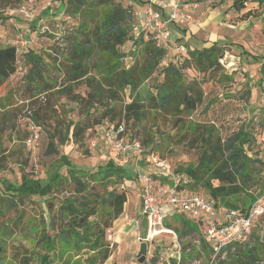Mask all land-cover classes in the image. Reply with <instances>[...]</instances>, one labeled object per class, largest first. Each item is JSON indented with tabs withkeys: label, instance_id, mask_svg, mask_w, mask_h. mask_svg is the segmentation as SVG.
I'll use <instances>...</instances> for the list:
<instances>
[{
	"label": "rangeland",
	"instance_id": "obj_1",
	"mask_svg": "<svg viewBox=\"0 0 264 264\" xmlns=\"http://www.w3.org/2000/svg\"><path fill=\"white\" fill-rule=\"evenodd\" d=\"M233 2L234 0H181L183 6H188L195 21L193 26L185 27L192 31L188 39H178L175 42L186 47L188 45L192 50L203 49L217 42L224 51L219 71L220 74L231 77L230 81L219 83L220 75H208L202 83V76L198 72L194 69L186 70L187 82L199 81L208 98L206 103L215 102V109L204 114V107H200L196 113L175 116L162 114L148 107L140 122L134 123L131 120L125 124V137L141 143V155L123 157L106 145L102 138V125L92 127L78 141L72 136L73 126H70L85 119L83 106L76 99L79 96L85 97L87 88L82 83H65L64 74L52 71L50 67H47L44 79L49 91L39 90L43 86L25 80L30 65L27 52L44 57L48 64L52 63L49 61L56 57L55 49L62 50L58 44L65 47V35L77 24L75 19L58 12L61 0H0V46H16L18 54L17 73L0 85V247L3 250L0 264H38V255H43L39 237L43 217L46 222L49 221L47 206L39 199L19 200L7 196L2 183L20 184L23 174L44 180L51 168L60 165L63 156L72 164L87 167L92 172L115 158L128 175L136 177L127 182L132 188L125 189L128 192V208L136 201L139 202V199L141 202L140 184L137 180L139 174L158 175L155 159L166 162L171 172L190 180L186 186L189 191L205 194L200 187H193L194 180L184 171L198 164L203 151L202 145L198 143L200 135L189 128L192 123L206 126L212 124L217 130L214 132V140L225 138L242 124L250 126L249 132L256 139L251 145L250 156L254 155L255 159L264 161V79L260 83L262 77L259 65V58L264 56V1L246 0L242 10H236ZM23 5L32 8L33 21L26 20L18 13ZM124 5L131 6L137 17L133 39L122 48L126 55L123 64L127 67L139 58V46L135 45L134 40L141 33L153 35L142 24L145 22L147 5H139L133 0L124 1ZM48 8L53 13L45 15ZM168 58L180 64L186 60L182 55L175 56V51ZM154 78L141 87V95L147 91L153 92L151 87ZM131 99L127 90L122 100L116 104L119 115L117 120L121 118L124 106ZM103 112L104 108H100L93 115L99 117ZM69 127V140L61 145ZM259 169L264 171L263 167L259 166ZM61 173L67 175L68 168H61ZM256 183L255 186L249 185L246 195L241 197L252 194L256 195V199L261 198L264 194L257 195L263 191L260 187L264 185V173H258ZM218 184L217 181L214 182V185ZM63 195L68 196L70 193L65 192ZM219 209L226 210L225 212L229 210L222 205ZM135 217L141 228L139 235L143 236L144 241L130 236L125 244H120V248L115 244L113 254L105 264H139L140 245L145 241L149 247L144 264H173L172 261L182 264L180 259L184 245L188 248L186 255L190 256L184 264H209L211 256L208 251L203 250L201 236L196 234L186 238L180 235L182 220L195 225L194 221L176 214L165 221V228L176 233V236L163 233L152 237L148 222L144 218H138L137 213ZM114 224L107 232L112 244V235L117 231H112ZM263 241L264 218L254 225L251 246H243L254 247L260 243L263 250L261 263H264ZM178 243L180 246L177 247Z\"/></svg>",
	"mask_w": 264,
	"mask_h": 264
},
{
	"label": "trees",
	"instance_id": "obj_2",
	"mask_svg": "<svg viewBox=\"0 0 264 264\" xmlns=\"http://www.w3.org/2000/svg\"><path fill=\"white\" fill-rule=\"evenodd\" d=\"M62 1L65 7L61 14L75 19L77 24L65 35V47L58 44L63 51L57 48L54 51L56 57L50 56L49 62L52 63L48 64L44 57L27 52L30 65L25 80L43 86L39 90L49 91L44 79L47 67H50L52 71L64 74L65 83H82L87 88L85 97L76 98L83 106L85 119L70 126H73L72 136L76 141L82 139L81 136L94 126L104 127L106 123L117 124L123 121L126 124V121L131 120L138 123L148 107L175 116L196 113L200 107H204V114L215 109V102L206 103L208 98L199 81L187 82L186 70L194 69L198 72L202 76V83L208 75H220L219 83L230 81L231 77L219 71L224 55L220 44L214 42L209 47L193 50L187 45L186 53L182 54L174 49L166 50L158 45L154 36L141 33L134 40L135 45L139 46V58L131 66L125 67L123 59H126V55L122 48L133 39L137 18L132 7L124 5L127 0ZM245 1L234 0L233 7L242 10ZM133 2L148 4L147 0ZM163 17L166 15L163 14ZM171 25L182 28L187 37L192 33L188 28ZM173 51L175 56L185 57L184 63L169 60ZM17 55L16 46H0V85L17 73ZM259 65L261 83L264 79V56L259 58ZM153 77V92L147 91L141 95V87ZM127 90L132 99L124 106L121 118L117 120L119 115L116 104ZM100 108H104V112L99 117L94 116L93 113ZM207 125L210 127L206 124H190L189 128L200 135L198 143L202 145L203 151L198 164L184 171L194 180L193 187L198 186L204 190L217 207L222 205L245 212L258 198L252 194L245 198L241 196L246 195L249 185L257 184L258 173H264L259 169V166L264 169V161L255 159L254 155L250 156L251 145L256 139L249 132L250 126L242 124L225 138L214 140V132L217 130L212 124ZM70 127L61 145L69 140ZM63 167L68 168L67 175L61 173ZM135 178L128 175L115 158L92 172L87 167L72 164L63 156L60 165L51 168L44 180L23 174L20 184L8 182L2 183V186L7 196L19 200L37 198L47 206L49 221L46 222L43 217V228L39 234L43 255H38V264H105L115 247L108 240L107 232L123 215L128 201V192L121 189V186L124 184L132 188L127 182ZM162 181L166 183L168 179ZM215 181L219 184L214 185ZM260 188L263 191L257 196L264 194V185ZM65 192L70 195H63ZM182 224L181 237L200 235L202 248L209 254L211 251L203 239L201 226L185 220H182ZM243 246L236 245L225 259L218 257L214 264H260L262 245ZM183 249L180 259L182 264L190 257L185 253L187 246L184 245ZM2 253L0 247V255Z\"/></svg>",
	"mask_w": 264,
	"mask_h": 264
},
{
	"label": "built area",
	"instance_id": "obj_3",
	"mask_svg": "<svg viewBox=\"0 0 264 264\" xmlns=\"http://www.w3.org/2000/svg\"><path fill=\"white\" fill-rule=\"evenodd\" d=\"M147 1L143 26L151 31L159 46L168 51L174 49L178 53H186L185 46L173 44L170 25L193 26L195 20L188 6H183L181 0ZM18 13L26 20L33 21V12L29 5L21 6ZM163 14L166 17H163ZM125 136L124 121L117 124L106 123L103 127L102 138L110 149L123 157L141 155V143L137 140H127ZM154 163L155 169L159 170L158 175L144 173L139 174L137 178L140 184V217L148 222L150 236L158 237L163 232L176 236V233L165 228V221L180 214L201 226L203 239L211 251L209 264H214L218 257L225 259L236 245L251 246L254 225L264 218V196L245 212L238 209L225 212L226 210H220L205 194L189 191L186 186L190 180L171 172L166 162L155 159ZM165 178L170 184L162 181ZM125 188L123 184L121 189ZM130 224L135 232H140L138 220ZM176 246H180L179 243Z\"/></svg>",
	"mask_w": 264,
	"mask_h": 264
},
{
	"label": "crops",
	"instance_id": "obj_4",
	"mask_svg": "<svg viewBox=\"0 0 264 264\" xmlns=\"http://www.w3.org/2000/svg\"><path fill=\"white\" fill-rule=\"evenodd\" d=\"M64 7H65L64 2L61 0L60 10L58 11L60 14L63 12ZM51 13L53 12L48 8L45 15H49ZM198 27H199V24H198ZM170 29L172 31L173 44L177 45L175 41L178 39H188L187 36H185L184 32H182V30L180 31L177 26L171 25ZM165 184H170V181L168 180ZM138 198H139V194H138ZM140 207H141L140 199H139V202L136 201V203L130 208H128V202H127L124 208L123 215L115 222L112 231H115V230L117 231L114 235H112V240L114 241V244L119 246V248H120V244L121 243L125 244L126 242L125 240H127L130 236L139 237L138 241H144L142 239L143 236L141 237L139 235V232H135L130 224L132 221H136L135 220L136 213L138 215V218H141L140 217Z\"/></svg>",
	"mask_w": 264,
	"mask_h": 264
},
{
	"label": "water",
	"instance_id": "obj_5",
	"mask_svg": "<svg viewBox=\"0 0 264 264\" xmlns=\"http://www.w3.org/2000/svg\"><path fill=\"white\" fill-rule=\"evenodd\" d=\"M147 254H148V244L144 242L140 245V251L138 253V263L139 264L145 263Z\"/></svg>",
	"mask_w": 264,
	"mask_h": 264
},
{
	"label": "bare ground",
	"instance_id": "obj_6",
	"mask_svg": "<svg viewBox=\"0 0 264 264\" xmlns=\"http://www.w3.org/2000/svg\"><path fill=\"white\" fill-rule=\"evenodd\" d=\"M163 233H166V232H163Z\"/></svg>",
	"mask_w": 264,
	"mask_h": 264
}]
</instances>
